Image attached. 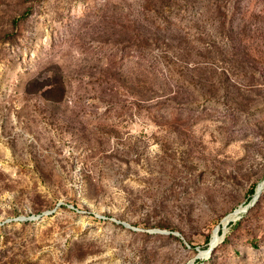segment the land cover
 Instances as JSON below:
<instances>
[{"label": "rangeland", "instance_id": "1", "mask_svg": "<svg viewBox=\"0 0 264 264\" xmlns=\"http://www.w3.org/2000/svg\"><path fill=\"white\" fill-rule=\"evenodd\" d=\"M263 181L264 0H0V264H264Z\"/></svg>", "mask_w": 264, "mask_h": 264}, {"label": "bare ground", "instance_id": "2", "mask_svg": "<svg viewBox=\"0 0 264 264\" xmlns=\"http://www.w3.org/2000/svg\"><path fill=\"white\" fill-rule=\"evenodd\" d=\"M247 86H249V84H248ZM263 192H264V181H263L262 183L259 184V186H258V188H257V190H256V194H255L254 197H256V198L261 197L262 194H263ZM253 199H254V198H253ZM239 211H240V212H238L237 214H234L235 217H237V216H238L239 214H241V213L246 212V208H245V207H241V209H239ZM229 220H230V218H228V219L225 220V222H224L225 226H226V224L229 222ZM230 221H231V220H230ZM218 237H219L218 234H215V235L213 236L212 242L210 243V249L213 250V249L217 246V244H218ZM210 249H209V250H210ZM206 253H207V252H206Z\"/></svg>", "mask_w": 264, "mask_h": 264}, {"label": "water", "instance_id": "3", "mask_svg": "<svg viewBox=\"0 0 264 264\" xmlns=\"http://www.w3.org/2000/svg\"><path fill=\"white\" fill-rule=\"evenodd\" d=\"M259 199H260V197H258V198L254 197L252 203H251L248 207H246V211L248 210L249 207H251V206H253L254 204H256V203L258 202ZM238 212H240V211L237 210L235 214H237ZM217 231H218V230H217ZM217 231H216V233H217ZM211 242H212V240H211ZM212 251H213V250L210 249V250L207 251V253L209 254V253H211Z\"/></svg>", "mask_w": 264, "mask_h": 264}, {"label": "trees", "instance_id": "4", "mask_svg": "<svg viewBox=\"0 0 264 264\" xmlns=\"http://www.w3.org/2000/svg\"><path fill=\"white\" fill-rule=\"evenodd\" d=\"M252 192L255 194L256 193V190H253Z\"/></svg>", "mask_w": 264, "mask_h": 264}]
</instances>
